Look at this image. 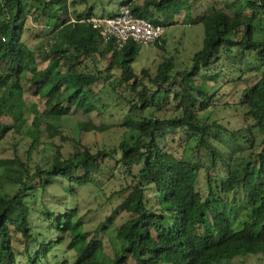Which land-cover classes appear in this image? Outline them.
I'll return each instance as SVG.
<instances>
[{"label": "trees", "instance_id": "1", "mask_svg": "<svg viewBox=\"0 0 264 264\" xmlns=\"http://www.w3.org/2000/svg\"><path fill=\"white\" fill-rule=\"evenodd\" d=\"M119 1L165 26L176 23L183 10L184 22H201L202 45L191 65L174 70L168 58L154 74L143 69L145 80L131 65L141 45L129 39L118 48L113 39L104 41L85 18L109 13H97L93 3L76 11L74 0H0V140L10 130L32 137L25 159L17 153L0 155V188L3 181L18 186L13 193L0 191V264H40L64 241L74 264H231L237 256L264 255V38L253 36L264 0L212 2L196 14L191 0ZM34 25L41 28L32 41L25 32ZM160 40L163 35L155 43ZM235 47L253 51V60L244 55L237 76L218 64ZM243 74L256 79L233 88ZM24 80L44 98L42 110L28 103ZM170 98L176 100V113L158 115ZM120 101L129 134L118 144L116 164L125 176L118 205L92 231L81 227L75 204L38 207V190L66 180L65 189L74 195V185L93 181L101 158L113 151H92L66 132L62 118L72 108L88 116L102 114ZM233 103L245 105L244 127L229 129L199 115L209 106ZM31 104L39 124L27 123ZM2 115L14 121L7 123ZM104 127L89 118L78 121L79 132ZM218 132L241 141L243 153L223 151ZM56 136L68 142V149ZM40 141L54 145L43 164L32 160ZM202 175L203 191L198 185ZM119 209L129 217L107 234L106 251L104 236ZM32 211L47 221L46 228L56 230V238L35 231ZM13 233L20 235L23 258L16 255Z\"/></svg>", "mask_w": 264, "mask_h": 264}, {"label": "rangeland", "instance_id": "2", "mask_svg": "<svg viewBox=\"0 0 264 264\" xmlns=\"http://www.w3.org/2000/svg\"><path fill=\"white\" fill-rule=\"evenodd\" d=\"M74 1L75 3L71 6V9L74 8L76 11H81L84 9L85 5L93 3L94 10L97 13L114 12L122 4L119 0ZM212 2H216L219 5L222 4V0H191L190 10L193 14L205 11L207 5ZM183 16L184 10L175 16L176 23L166 26L163 34V40H160L159 44L153 43L147 46L141 45L138 54L131 65L134 71L145 80L147 79V75H145L143 69H146L150 75L154 74L158 63L167 60L168 58L172 59L174 70H182L191 65V56L202 45L204 35L203 25L201 22L197 24L184 22ZM29 23L30 22H28V24ZM256 23L258 28L255 30L253 36L255 38H264V12H262L261 19ZM40 28L41 26L34 25L31 28L26 29V39L32 41L35 40L32 35L35 34V31H39ZM245 54H247V58H249V60H253V51L243 52L239 47H235L231 54L222 56V58L218 60V64L224 63V67L226 69L230 67L233 69H231L232 73H234L233 75H241L242 73L240 70L244 66ZM107 56L98 63L101 67L106 64L108 58ZM86 61L88 65H91L89 60ZM39 65L41 67L43 66L42 63ZM242 76L244 79L239 80L233 88H240V85L246 83L252 84L256 79V76L253 74H243ZM218 80H224V78L220 77ZM24 86L27 89L25 94L28 99V103L35 102L36 108L42 110L45 107L44 98L38 97L37 93L34 92L33 87H29L26 80H24ZM214 87L215 85H210L209 91ZM159 95V98H161L162 94L160 93ZM175 104L176 100L170 98L169 104L159 110L157 114L160 116H169L176 113L173 109ZM33 108L34 106L31 104L27 110V123L39 124V120L34 115ZM244 110V104L233 103L229 106L220 104L215 108L209 106L206 110L199 111V115L202 118L208 116L209 120L215 119L229 129H236L245 126L246 122L244 118ZM149 111L150 109H146L145 113H148ZM88 118L95 125H103L105 127L103 129L95 128L79 132L78 121H85ZM1 119L7 123H12L14 121V118L8 115H2ZM128 120L129 117L126 113V106H124L121 101L109 106V108L102 114L97 111H92L89 116L78 108H72L71 111L62 118V123L66 127V132L75 138H79L80 141L87 145L92 151H96L97 149H113L112 154L105 155L101 158V166L98 171L94 173L93 181L85 185H74V195H71L65 189V186L68 185L66 180L56 181L47 186L42 192L38 190L36 193V203L38 204V207H41L40 204H46L47 206L54 207H61L64 204H75L78 207L81 227L90 231L94 229L100 220L104 219L109 213H111L118 205L123 195V193H120L117 190L124 186L125 176L117 167L116 159L120 156L118 148L120 140L129 134V125L127 124ZM218 134V142L220 143V147L223 151L237 152L238 154L242 152L239 151V149L243 146L241 141L239 142L238 140L236 141L231 139L228 133L218 132ZM31 139L32 137L29 134H20L14 130H10L5 137L0 140V155H12L13 153H17L25 159L26 150L31 142ZM41 140H43L42 137ZM54 140L59 144L62 143L63 148L68 149V142L61 141L59 136H56ZM53 152V144L51 145L50 143L40 141L32 155L33 163L37 162L43 164L49 159ZM178 166L180 165L178 164ZM210 172L214 173L212 170ZM201 178L198 181V185L203 191L206 185L204 175H202ZM3 182L4 184L0 188L1 192L13 193L18 188L17 184L9 183L7 181ZM57 210H61V208H58ZM38 217L40 216L36 215V211L30 212L32 226L35 220V226L37 227L35 231H40L41 233L46 231L48 239L50 237L56 238V230L53 228H46L47 221H44V219L42 220L41 218L37 219ZM128 217L129 213L125 210L119 209L116 213H114L113 220L109 224L107 233L104 236L106 251H110L107 234L113 235L116 227ZM35 226L33 227L35 228ZM19 239L20 235L18 233H13V246L19 250L15 252L17 257L20 259L23 258V256L19 252L23 250V247ZM74 257L75 255L73 254V251L71 249H67L66 241L59 242L56 243L52 251L48 253V257L40 264H74ZM242 262H246L247 264H264V255L257 254L237 256L232 259L231 264H240Z\"/></svg>", "mask_w": 264, "mask_h": 264}, {"label": "built area", "instance_id": "3", "mask_svg": "<svg viewBox=\"0 0 264 264\" xmlns=\"http://www.w3.org/2000/svg\"><path fill=\"white\" fill-rule=\"evenodd\" d=\"M85 20L98 30L104 41L113 39L118 48L129 39L143 46L153 44L164 34L166 28L161 23L136 15L127 4H121L109 14H92Z\"/></svg>", "mask_w": 264, "mask_h": 264}]
</instances>
